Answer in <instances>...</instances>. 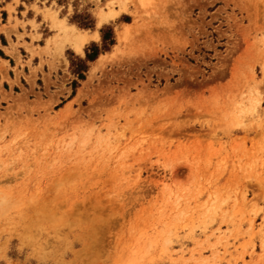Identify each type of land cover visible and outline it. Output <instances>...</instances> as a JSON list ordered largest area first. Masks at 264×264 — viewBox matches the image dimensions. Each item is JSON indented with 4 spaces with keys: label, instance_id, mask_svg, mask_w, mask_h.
<instances>
[{
    "label": "rangeland",
    "instance_id": "obj_1",
    "mask_svg": "<svg viewBox=\"0 0 264 264\" xmlns=\"http://www.w3.org/2000/svg\"><path fill=\"white\" fill-rule=\"evenodd\" d=\"M0 193V264H264V0H0Z\"/></svg>",
    "mask_w": 264,
    "mask_h": 264
},
{
    "label": "bare ground",
    "instance_id": "obj_2",
    "mask_svg": "<svg viewBox=\"0 0 264 264\" xmlns=\"http://www.w3.org/2000/svg\"><path fill=\"white\" fill-rule=\"evenodd\" d=\"M114 13L116 14V12H114ZM55 16H57V15H55ZM102 16H103V14H102ZM53 22H54V26L59 29V34L57 33L58 35H57V39H56L58 44L60 43V44L63 45L66 42H70L76 50H82L83 43L89 37H91V35L89 36V34L87 33L88 31L87 32L86 31L85 32H81L80 30H77L74 25L68 24V23L66 24L63 20H61V18L59 19L57 17H53ZM95 35L96 36L99 35L97 31L95 32ZM256 102H258V101L256 100ZM253 103H255V100H254ZM253 103H251L252 109L253 110H257V107ZM105 254L99 255L100 259ZM106 259H112V263L113 264H124V263L127 264V263H130V262H133L135 260V256L132 257L130 255H125L124 253H120V252H117V251H109L106 254Z\"/></svg>",
    "mask_w": 264,
    "mask_h": 264
},
{
    "label": "clouds",
    "instance_id": "obj_3",
    "mask_svg": "<svg viewBox=\"0 0 264 264\" xmlns=\"http://www.w3.org/2000/svg\"><path fill=\"white\" fill-rule=\"evenodd\" d=\"M238 127H243V125H238ZM210 199L214 200L217 203L220 202L218 197H210ZM14 206V202L8 196L3 193H0V213H6L12 210Z\"/></svg>",
    "mask_w": 264,
    "mask_h": 264
}]
</instances>
